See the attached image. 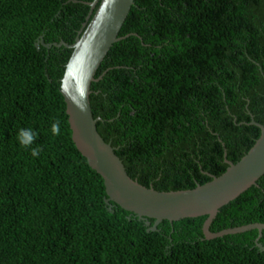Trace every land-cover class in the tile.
Here are the masks:
<instances>
[{
    "label": "trees",
    "instance_id": "16d2710c",
    "mask_svg": "<svg viewBox=\"0 0 264 264\" xmlns=\"http://www.w3.org/2000/svg\"><path fill=\"white\" fill-rule=\"evenodd\" d=\"M89 11L75 0H0V264H264L257 229L202 239L199 216L148 231L106 203L60 91L72 49L40 43H73ZM119 36L90 102L133 179L190 189L226 170L225 152L232 162L247 153L261 134L251 115L264 125V0H135ZM21 129L36 134L30 147ZM254 222H264V174L210 229Z\"/></svg>",
    "mask_w": 264,
    "mask_h": 264
},
{
    "label": "water",
    "instance_id": "95a60500",
    "mask_svg": "<svg viewBox=\"0 0 264 264\" xmlns=\"http://www.w3.org/2000/svg\"><path fill=\"white\" fill-rule=\"evenodd\" d=\"M83 2L90 6V11L73 43L60 42L40 43L47 48L66 46L72 49L61 79L60 91L66 103V112L72 131V139L79 151L88 160L104 180L107 198L106 203L114 202L124 210L144 220L148 231L158 230L163 220L170 222L183 218L207 216L203 226L202 239H214L228 234L242 233L257 229L256 242L264 231V222L248 223L212 231L210 226L220 208L237 198L253 185L264 174V125L254 120L251 124L261 129L259 138L253 146L237 162L227 159L226 170L204 184L194 188L161 191L153 186H145L133 179L115 152V147L106 142L97 129V121L92 113L90 94L91 84L98 81L95 74L112 45L121 38L119 32L125 22L135 0H92ZM39 46V43H37ZM73 101H82L85 111H80ZM149 219H154L152 224Z\"/></svg>",
    "mask_w": 264,
    "mask_h": 264
},
{
    "label": "clouds",
    "instance_id": "9594fccd",
    "mask_svg": "<svg viewBox=\"0 0 264 264\" xmlns=\"http://www.w3.org/2000/svg\"><path fill=\"white\" fill-rule=\"evenodd\" d=\"M73 103L76 105L77 108H79L80 111H85L86 105L82 101H73ZM51 131L54 135L60 134L59 121H56L52 124ZM17 139L20 145L24 147H30L36 139V134L33 133L30 129H21ZM39 152V148H34L32 149L31 154L33 157H37L39 156Z\"/></svg>",
    "mask_w": 264,
    "mask_h": 264
}]
</instances>
